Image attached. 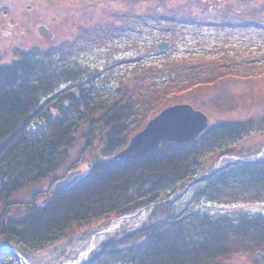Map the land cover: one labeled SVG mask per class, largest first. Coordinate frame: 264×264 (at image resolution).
<instances>
[{"label": "trees", "instance_id": "16d2710c", "mask_svg": "<svg viewBox=\"0 0 264 264\" xmlns=\"http://www.w3.org/2000/svg\"><path fill=\"white\" fill-rule=\"evenodd\" d=\"M242 2L247 11L240 16L224 6L220 29L240 30L252 24L264 32V22L257 18L264 1L260 10L258 0ZM175 14L167 11L164 15ZM134 16L124 15L123 27L131 22L140 34L146 32L148 23L139 24ZM191 22L182 17L181 26ZM204 23L195 20L192 24ZM97 25L77 29L69 25L68 32H59L51 42L58 31L35 26L36 31L37 27L43 31L44 41L12 46L13 58L8 61L0 57V244L30 259L31 250L57 245L78 232L89 237L108 222L145 207L148 213L138 226L120 225L106 232L91 255L77 264H109L106 258L120 259L121 264H264V214L183 211L176 204L178 200H184L185 206L204 200L230 205L264 199V157L243 160L248 155L242 152L241 157L222 160L226 163L210 172L223 154L238 155L230 153L233 148L227 150L231 145L249 135L264 137V50L240 56L187 53L177 58L181 62H169V70L163 69L168 62L164 61L156 67L158 78L153 76L145 85L139 82L142 92L134 97L128 88L125 93L116 84L123 80L124 65L142 69L145 61L107 59L106 72H101L69 58L74 46H100L121 30L119 23ZM158 34L168 39L162 35V26ZM220 72L231 75L219 84V92L211 90L199 101L198 93L191 92L184 100L164 105L188 102L207 114V127L192 141H162L139 158H112L164 108L157 107L142 121L143 114L159 103V89L190 91L201 83H216ZM162 74L165 78L159 80ZM236 82L238 92L230 88ZM117 92L120 95L110 96ZM240 105L243 108L237 112ZM133 125L137 128L131 131ZM79 143L81 152L95 151L99 156L93 157L74 184L39 204L14 203L15 194L53 174ZM4 256L18 260L2 246L0 260ZM63 262L56 260V264Z\"/></svg>", "mask_w": 264, "mask_h": 264}, {"label": "rangeland", "instance_id": "374dc122", "mask_svg": "<svg viewBox=\"0 0 264 264\" xmlns=\"http://www.w3.org/2000/svg\"><path fill=\"white\" fill-rule=\"evenodd\" d=\"M263 1L264 0H258L257 5H262ZM225 5L227 8L237 12L236 14L239 16L240 12L247 11V8H245L247 5L246 3L244 4L242 0H0V57L2 61L3 59L8 61L13 58L11 54L12 46H27V44H39V42L44 41L46 38L43 31L38 30L39 27H37L36 31L35 26H50L49 29L51 31H58L51 37V40H49V42H51L59 32H68L66 29L69 28V25L77 29L79 25L85 26L95 24L98 26L97 23L100 22L103 24L105 21L109 24L119 23L121 24L120 32H115V35L112 34L113 36L109 38V40H106L105 43H101L100 46L92 43L88 44L86 47L74 46L73 51L69 54V58L72 60L74 59V61L79 64L89 65L90 67L95 66L99 68L101 72H106L105 62L107 59L111 62L119 59L140 58L142 61H145L142 62V69H140V67L131 68L124 65L122 71L124 73L122 77L123 80L116 84V86H119L124 92L126 88H128V93L136 97L141 95V84L145 85L146 83L152 82V80H154L153 76L158 78L159 74L156 73V75H154V73L157 72L156 67H158V65L164 61H168L163 69L169 70V62L177 63L180 61V59L177 58L187 53H196L199 56L204 53L207 55L234 53L237 55L239 54V56L242 54H250V52L252 54H257L258 52L261 54L264 50V32L260 31L261 27L256 28L254 25L246 23L247 25L242 26L240 30L237 28H226L227 31H223L224 29L220 31V29L212 27L207 23L199 27L192 24L195 20L206 22L214 20L218 16V13L221 14L219 10L225 11V7H223ZM6 7L7 10L2 9ZM260 9H262V6L259 7V10ZM167 11L176 14L164 15ZM147 13H150V15H147ZM1 14L6 17H3ZM126 14L135 15L133 20L137 22L139 20V24L147 22L146 32L142 31L140 34L138 32V27L131 22L126 25L125 29L123 27V20ZM225 15V12L221 14L222 27H224L223 20ZM181 16L186 19H192V22L188 25L181 26ZM174 18H176V20H174ZM257 18H260L262 22H264V9H262L261 12H257ZM160 19H162L161 25H157L156 22L159 23L158 21ZM178 19H181V22L177 21ZM163 22L167 24L162 25ZM1 24L6 26L2 28ZM131 25L132 27H130ZM161 26L162 32H164L162 35L168 37V39H166L170 42L163 40L167 42L168 45L164 50L159 52L157 46L160 39L158 28ZM21 39L24 41H18ZM136 39L140 42H136ZM44 45L46 46L47 44ZM220 73L222 76L216 83H201L195 85L196 87H193L190 91L175 93L174 90L166 93L164 91H167V89H159L158 91L161 93V95L157 96V99L160 100L159 103H157L152 110L149 109L143 114L142 121L144 122L145 117L157 107H164L165 104H169L170 102L184 100L191 92L198 93L196 96L197 101L207 98L208 93L212 92L211 90L219 92V84L223 80H227L231 75V72H227L228 77L224 76V72ZM160 76L159 80L165 78V74ZM205 80L209 79L206 78ZM139 82L141 84H139ZM237 84L236 82L230 85V88L238 92L239 88ZM132 86L135 87V91L133 92L130 90ZM161 86L165 85L161 83ZM239 87H242V85ZM112 95L118 96L120 92L113 93L110 96ZM114 98L116 97H112L111 99ZM242 108L243 107L240 105L237 112H241ZM236 116H238V114ZM141 122H139V124ZM135 125L131 127V131L137 128V126L133 128ZM262 141H264L262 135L247 136L245 141L240 140L236 145H231L227 149L230 150L233 148V151L230 153L233 152L238 155L223 154L219 157L218 164H221L222 160L230 159L234 156V158L241 157L243 155L241 154L242 152L248 155L245 156L248 159L264 157V144L260 143ZM96 156H99V154L95 151L81 152V143H79L73 149L71 155L68 156L69 158L67 161L61 166H58L53 174L41 179L37 184L29 186L26 190L15 194L13 196L14 203L17 204V206L28 201L39 204L44 198L48 197L50 194H54L51 192V188L58 180L64 178L68 172L73 169H78L81 176L86 170V166L89 165V162ZM212 157L213 155L211 158ZM183 203L184 200H178L176 202L178 209L183 208V211L199 208L200 210H206L210 213H218L220 215H232L242 211L249 213L260 212L264 214V199H244L242 202L236 204L230 203V205H220L204 200H199L195 204L186 206L185 204L183 205ZM147 213L148 209L142 208L132 213L130 216H123V218L114 219L113 221H119V224L124 227L133 228L138 226L145 219ZM74 232L75 231H72L68 235ZM105 233L99 231L95 235L80 238V232H78L64 242L59 244H57V242V245L46 249L31 250L30 259L26 260L30 264H56V260H64L67 262L76 257V263H80L87 259V255L83 254V251L95 249L96 246L93 247L90 244L92 239H94V245H97L104 239ZM79 253L82 254L77 257ZM105 262L109 264H120V261L114 260V258L105 260ZM0 264L23 263L10 256H4L3 261L1 258Z\"/></svg>", "mask_w": 264, "mask_h": 264}, {"label": "water", "instance_id": "95a60500", "mask_svg": "<svg viewBox=\"0 0 264 264\" xmlns=\"http://www.w3.org/2000/svg\"><path fill=\"white\" fill-rule=\"evenodd\" d=\"M164 46V44L159 45L160 48ZM207 124V115L189 103L167 106L150 118L145 126L129 139L127 145L114 154L113 158L141 157L157 149L162 141L170 140L177 143L191 141L206 128ZM79 177L78 169L71 170L52 186L51 192L55 193L69 188ZM19 260L23 264H29L21 255H19Z\"/></svg>", "mask_w": 264, "mask_h": 264}, {"label": "bare ground", "instance_id": "6f19581e", "mask_svg": "<svg viewBox=\"0 0 264 264\" xmlns=\"http://www.w3.org/2000/svg\"><path fill=\"white\" fill-rule=\"evenodd\" d=\"M120 222L119 221H110L106 224L105 228L103 229L106 232H112L113 230L117 229L120 227ZM82 234L80 233V238H81ZM86 236H82V238H85ZM101 242V241H100ZM100 242L97 245H94V239H92L91 241V245L93 247L98 246L100 244ZM6 250H8V252H10L11 254H13L14 256H16L19 259V255H21L22 257L25 258V256L23 254H21L19 251H17L16 249H14L13 247L7 246ZM91 251V250H90ZM86 250L83 251V254L87 255V258L91 255V252ZM110 258H106V260H108ZM120 261L121 264V260L118 259ZM76 261L75 258L71 259L70 261L67 262H63L62 264H73Z\"/></svg>", "mask_w": 264, "mask_h": 264}, {"label": "flooded vegetation", "instance_id": "af4514ba", "mask_svg": "<svg viewBox=\"0 0 264 264\" xmlns=\"http://www.w3.org/2000/svg\"><path fill=\"white\" fill-rule=\"evenodd\" d=\"M2 9H4V10H7V7L6 8H2ZM3 17H6L5 15H3V14H1ZM12 18V17H11ZM11 18H10V20H11ZM13 19V18H12ZM2 25V24H1ZM6 25H2V28L3 27H5ZM28 38V37H27ZM12 41V40H11ZM18 41H20V42H23L24 40L23 39H21V40H18ZM13 42H16V41H13Z\"/></svg>", "mask_w": 264, "mask_h": 264}]
</instances>
